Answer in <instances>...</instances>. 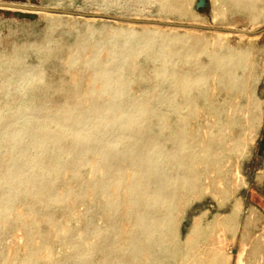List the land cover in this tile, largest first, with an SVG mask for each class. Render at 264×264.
<instances>
[{"label":"rangeland","instance_id":"rangeland-1","mask_svg":"<svg viewBox=\"0 0 264 264\" xmlns=\"http://www.w3.org/2000/svg\"><path fill=\"white\" fill-rule=\"evenodd\" d=\"M198 2L191 0L189 4L192 5L188 4L184 14L179 10H165L160 0H0V116L5 117L1 127L13 124L16 112L24 116L30 111L38 116L40 113L44 123L70 105L89 110L90 105L100 102L113 107L119 100L100 93L105 79L99 75L96 64L103 62L106 67L115 65L109 72L108 82L111 86L120 83L126 105L131 107L148 101L155 109L156 116L135 126L134 130L129 123L124 128L142 134L152 124L153 132H162L161 139L171 150L170 136L177 125L184 122L188 128L186 135L196 143L192 150L205 157L202 147L204 140L212 135L209 124L214 120L213 103L223 102L224 92L215 98V82L211 77L206 86L188 90L196 99L186 100L185 91L176 96L171 83L158 74L162 65L158 56L159 51H163L162 41L155 43L157 55H151L141 48V35L157 29L166 37L198 36L210 51L214 48L223 52L250 51L254 70L246 72L248 76L252 75L249 93L252 100L261 103V122L255 125L245 120L249 111L246 95L232 93L229 96L231 103L225 105V114L228 120L229 115L233 119L232 122L229 120L228 139L223 141V169L221 173H212V186L192 197L194 200L191 197L178 200L176 218L181 222L177 229L185 242L196 217L205 215L206 224L223 215L228 216L235 202L241 200L242 208L235 225H217L209 238L232 256L230 264H264V0L253 16L229 4L217 9L215 0H206L202 6ZM40 8L56 11L44 12ZM194 17H200L199 21ZM197 60L199 58L179 57L172 63L182 71ZM201 60L207 63L209 57L204 55ZM199 94H206V98H199ZM170 98L183 103L182 116L175 112L177 103H172ZM160 121L164 126H160ZM84 130L88 131L86 138L78 143L84 147L83 153L71 165L60 163V160L72 159L67 152L70 141L64 143V150H48L37 135L30 141L31 145L26 146L25 157L41 156V160L38 164L25 166L20 183L24 193L11 196L6 203L9 209L4 212L0 226V264H22L30 252L36 255L35 264H79L77 256L80 254L85 256L84 264H114L115 258L122 257L118 249L113 256H108L110 246L116 243L117 232L127 225L131 231L124 232L126 241L138 232L136 215L142 214L144 208L138 207L135 198L133 202L128 199L122 202L117 212L110 208L111 198L125 195L118 178L122 177L125 182L133 180V186L137 187L135 170H129L120 162L114 171L111 170L114 177L104 176L107 169L103 158L105 148L114 144L116 152L124 147L117 143L119 129L103 131L105 136L111 133L106 136L108 141L96 138L92 124L86 125ZM12 136L13 133L7 134L4 142L13 143ZM14 141L19 145L22 140ZM6 149L5 145L0 146L2 156ZM7 165L6 161L0 160L1 169L10 171ZM209 176H204L205 184ZM6 179L0 176L3 196L11 192L4 183ZM48 183L53 195L63 193L66 196L51 207L48 198L44 197V185ZM228 187L232 188L231 195L221 196ZM139 199L145 198L139 196ZM139 203L143 205V202ZM130 213L135 217L133 220L128 219ZM47 214L54 216L49 220ZM243 251L244 262L240 263ZM175 262L178 263L173 261L172 264Z\"/></svg>","mask_w":264,"mask_h":264},{"label":"bare ground","instance_id":"bare-ground-1","mask_svg":"<svg viewBox=\"0 0 264 264\" xmlns=\"http://www.w3.org/2000/svg\"><path fill=\"white\" fill-rule=\"evenodd\" d=\"M190 1L191 0H160V3L165 10L174 9L184 13ZM262 1L263 0H215V3L217 9L224 8L229 4L234 6L236 10L253 16L258 11L259 4ZM216 17H218V12ZM226 17H228L227 14ZM199 18L194 17V20L199 21ZM221 19H223V17H221ZM141 37L143 38L141 48H144L145 51L151 55L158 52L155 43L157 41L159 43L162 41L163 51L160 50L158 55L162 61V65L158 74L164 80L171 83L170 85L173 86L172 89L176 96H178L181 91H185L184 96L186 95V100L190 102L193 98L196 99L194 96L190 95L188 90L193 87L201 88L202 86H206L208 79L211 77L215 82V98L216 96H221L224 92V101L213 103L212 113L214 120L213 124H209L211 125L209 130L212 135L204 140V145L202 147L205 157H200L196 150H192L196 148V143L186 135L188 128L184 122H180V125H177V129H175L170 136L169 141L172 142L171 150H168L165 141H162V132H153L152 124H149L142 134H136L124 128L127 123H129V125H132L131 129L134 130L135 126H139L147 122L150 118L155 117V109L149 105L150 103H148V101H143L138 105H136V103L135 106L131 105V107L126 105L128 103H125V95L119 87L120 83L111 86L108 82V78L110 77L109 72L115 69V65L106 67L103 62H99L96 64L97 71L100 73L99 75L101 78L105 79L100 93L103 95H111L113 99L119 100V103L114 104L113 107H109V105H104L100 102H95L90 105L91 107L89 110L79 105H70L62 109L56 115H49L50 118L44 123H42L43 119H40L42 117L40 113L38 116L33 111H30L28 115L24 116L16 112L13 114V124H8L6 128L5 126L3 128L1 127L5 117L0 116V146L4 147L5 145L7 147L3 154L4 157L0 154V160L6 161L8 163V169H10V171H6L0 168V176L7 177L4 183H7L11 191L10 194L6 196L0 193V226L2 224L4 212L9 209L6 203L11 200V196H20L24 193V188L20 183L21 179H23L25 166L38 164L41 160V156H24L26 155L24 151L26 146L31 145L30 141L33 140L35 136L40 135L42 143L46 145V149L48 150H64V143L70 141L71 145L67 152L72 156V159L70 161L63 159L60 160V163H63V165H71L73 161L77 160L81 156V153H83L84 147L82 145L80 146L78 143L86 138L88 133V131L86 132L84 130V127L92 124L93 127H95L94 132L98 140L105 139V141H108L106 137L108 133H106V136L103 134L105 129H111V131L119 129V133L117 132V143L124 144V147L116 152H114V144L112 146L108 145L107 148H105L103 158L107 162V169L104 171V176L114 177V173H111V170L113 168L114 171V169L121 164L120 162L125 163L129 170H135L134 177L137 182V187L133 186V180L130 181L129 179L128 182H125L122 177L118 178L117 182L121 183L125 195L118 198H111L110 208L117 212L122 202L127 199L133 202V198L138 201V207L144 208L142 214L136 215L138 232L135 231V235L133 234L134 236L132 235L129 241L124 240L123 234L130 228H128L127 225H123L120 231L117 228L119 233L117 232L115 237L116 243L110 246L109 249L111 252L109 253L108 251V256H113L115 250L118 249L121 251L122 257L119 259L115 258V260L111 258L114 264H172L173 261H177V264H230L232 256H228L229 254L226 253V250L216 245L209 236L212 233L211 230L217 225H226L229 227L235 225L237 216L242 208L241 200L235 202L233 211L228 216L223 215L224 217L215 218L212 221L206 222V224L204 222L205 215L196 217L191 232L185 242L181 240L180 231L177 229L178 224L181 223L176 218V213L179 211L177 202L184 197L192 198L197 194L200 195L206 188L209 189L213 182L211 179L212 173H219L222 171L223 168H221V164H223V153L225 148L223 141L228 139V131L233 119L230 115L228 118L231 122L227 119L225 114L227 110H225L224 107L226 104L231 103L228 102V100L232 93H243L248 99L247 104L249 111L245 115V120L255 125L261 122L263 117V112L260 107L261 103L258 100H252V94L249 93V89L252 85L250 79L252 75L248 76L246 73L250 70H254L252 67L251 52H235L233 50L223 52L216 48L210 51L207 50V44L198 36L187 37L174 35L166 37L162 36L157 29L148 34H143ZM204 55L209 57L207 63L201 60ZM179 57H196L199 58V60L190 64L188 69L184 68L186 70L181 71L177 70L176 65L172 63L173 60ZM241 71L242 73H240ZM199 95V98H206V94ZM165 97H167V95ZM163 99L161 98V100ZM173 101L171 102L173 103ZM171 102L170 104L173 106L174 104ZM174 102L177 103L176 101ZM184 108L183 103H177V105H175V112L179 113V116H182ZM9 119L11 120V118ZM160 126H164L161 121ZM55 128H59L60 130L56 131ZM209 130L205 132H209ZM9 133H13L11 137L13 143L8 145L4 142V137ZM110 134L111 133H109L108 136ZM128 138H131V140ZM18 139L19 141L22 140L19 142V145H17L18 143L15 144L16 142L14 141ZM135 141L138 144H136ZM198 153L200 152L198 151ZM117 162L119 163L117 164ZM200 164L204 166L200 167ZM59 170L61 171V169ZM59 173L58 171V178L60 177ZM206 174H210V176L207 180L208 182L205 184L203 178ZM238 181L239 178H237V182ZM44 186L46 189L44 197L48 198L51 203L50 207L54 206L56 202L65 199L66 196L63 193L52 194V190L50 189L51 184L48 183ZM183 191L186 192L184 196L182 195ZM110 193L112 194V192ZM231 193L232 188L230 189L228 187L222 191L221 196L226 197L231 195ZM33 194L36 193L34 192ZM131 195L133 197H131ZM139 196L145 199H139ZM139 202H143V205H140ZM51 211L53 212V210ZM47 212L48 211L45 213ZM129 215L128 219L132 217L135 218L132 216L133 213ZM52 216L54 215L47 214V219L50 220ZM128 236H130L129 233ZM32 241H34V239ZM36 246L37 245H35V247ZM243 254L244 251L239 257L240 263L244 262ZM83 255L80 254L77 256V262L79 264H84L85 256ZM35 256L36 255L30 252L22 264H35ZM105 263L107 262L105 261Z\"/></svg>","mask_w":264,"mask_h":264},{"label":"water","instance_id":"water-1","mask_svg":"<svg viewBox=\"0 0 264 264\" xmlns=\"http://www.w3.org/2000/svg\"><path fill=\"white\" fill-rule=\"evenodd\" d=\"M206 3V0H199V2H198V5L199 6H202V5H204ZM40 11H44V12H54V11H56V10H54V9H49V8H40L39 9ZM66 13H71V14H78V13H76V12H66Z\"/></svg>","mask_w":264,"mask_h":264}]
</instances>
